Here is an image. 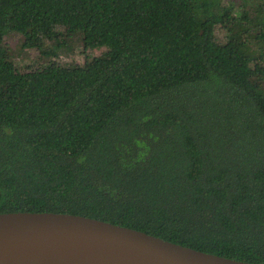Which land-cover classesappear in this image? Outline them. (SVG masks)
Returning <instances> with one entry per match:
<instances>
[{
    "label": "trees",
    "instance_id": "1",
    "mask_svg": "<svg viewBox=\"0 0 264 264\" xmlns=\"http://www.w3.org/2000/svg\"><path fill=\"white\" fill-rule=\"evenodd\" d=\"M17 212L264 264V0H0Z\"/></svg>",
    "mask_w": 264,
    "mask_h": 264
},
{
    "label": "water",
    "instance_id": "2",
    "mask_svg": "<svg viewBox=\"0 0 264 264\" xmlns=\"http://www.w3.org/2000/svg\"><path fill=\"white\" fill-rule=\"evenodd\" d=\"M0 264H254L79 215L0 214Z\"/></svg>",
    "mask_w": 264,
    "mask_h": 264
},
{
    "label": "rangeland",
    "instance_id": "3",
    "mask_svg": "<svg viewBox=\"0 0 264 264\" xmlns=\"http://www.w3.org/2000/svg\"><path fill=\"white\" fill-rule=\"evenodd\" d=\"M78 46H79V44L76 43L75 45H72V47H70V48L67 47L65 49L66 50V54L69 55V56L75 57V55H76L75 49L78 48Z\"/></svg>",
    "mask_w": 264,
    "mask_h": 264
}]
</instances>
